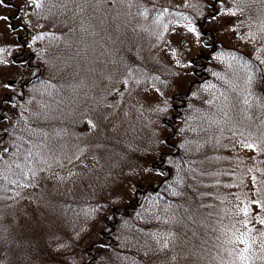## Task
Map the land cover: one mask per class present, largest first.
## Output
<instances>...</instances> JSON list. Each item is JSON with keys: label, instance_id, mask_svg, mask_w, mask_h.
Instances as JSON below:
<instances>
[{"label": "rangeland", "instance_id": "374dc122", "mask_svg": "<svg viewBox=\"0 0 264 264\" xmlns=\"http://www.w3.org/2000/svg\"><path fill=\"white\" fill-rule=\"evenodd\" d=\"M37 3V0H4L0 4L3 47L0 113L5 115L0 123L15 132L22 128L20 117L40 108L32 106L29 98L41 89L24 87L22 92L17 88L15 103H5L4 94L7 97L13 89L11 79L25 68V64L14 63L9 55L18 50L12 43L24 31L22 25L16 29L12 25L22 22L28 29L32 27V34L21 39L27 40V51H40V35L33 34L37 25L31 12ZM89 3L92 31L80 39L85 47L69 59L62 88L51 81L53 85L48 83L47 87L52 88L51 97L59 93L80 111L76 118L69 119L74 125L67 121L64 126L47 130L50 139L35 147V156L40 159L37 163L33 161L34 169L27 168L31 150H26L14 159L15 165L4 172L1 180L4 191L0 186V241H8L5 245L14 257L12 264H44L33 255L31 262L22 256L35 247L36 241L37 245L45 241L41 248L48 246L53 250L54 245L64 243L63 235L85 227L86 220L80 219L75 224L69 221L67 216L72 209L65 204L66 200L71 199L68 203L74 208L80 207L75 204L76 199L83 201L87 212L91 208L108 212L110 206L121 209L128 204L138 185L158 183L161 173L153 162L160 152L170 155L183 144V139L189 142L199 137L185 129L187 121L195 128L200 121L198 129L208 126L204 137L209 139L211 178H225L224 185H218L220 193L207 198L206 209L199 200L188 212L193 220L197 212H221L228 226L225 232L224 229L220 232L215 230L219 227L205 222L207 230L202 234L207 247L199 249L195 229L183 223L177 212L176 226L185 233L181 258L200 264H242L243 248L252 246L249 261L263 264L264 252L260 248L264 246V120L259 117L258 103L252 95L229 91L225 85L231 83L230 76L221 70L224 79L220 78V84L212 88L209 84L213 81L206 84V88L214 89L209 94L192 86L189 102L185 108L179 106L176 116L179 132L173 140L168 138L171 128L164 125L162 118L174 115L172 107L178 101L172 99V94L185 91L193 80L190 60L199 53H209L208 68L214 73L219 71L217 66L222 60L226 69L239 72L244 69L241 63L247 64L253 58L259 64L264 83V0H89ZM14 14L13 21L7 18ZM205 15L209 17L199 28L197 21ZM205 28L209 32L203 34ZM204 37L212 46L203 44ZM131 50L138 51L142 58ZM230 61H234L233 65ZM232 79L238 81V75L233 74ZM258 98L261 100L259 92ZM56 104L54 107L60 113L62 108ZM42 121L45 126L51 125L47 119ZM14 153L15 149L11 154ZM11 154L4 160L3 171L13 159ZM212 183L207 181L209 188ZM87 187H95L94 192ZM7 194L11 197L5 198ZM92 194L97 200L86 201ZM105 197H109V208L103 201ZM133 220L136 219L132 217L126 223L122 220L119 232L115 228L117 247L123 249L120 239L128 236ZM191 231L194 232L190 241ZM213 231L223 234L227 243L216 245ZM112 258H107L108 264H116Z\"/></svg>", "mask_w": 264, "mask_h": 264}, {"label": "trees", "instance_id": "16d2710c", "mask_svg": "<svg viewBox=\"0 0 264 264\" xmlns=\"http://www.w3.org/2000/svg\"><path fill=\"white\" fill-rule=\"evenodd\" d=\"M37 1L38 3L31 9V12L32 20L37 25L33 34L40 35L41 49L36 52L27 51V41H25V38L24 40L21 38L30 36L32 27L28 29L22 22H17V24L13 22L12 29L18 28L20 24L24 31L21 37H17L16 42L12 43L14 46H18V50L14 53L9 52V55L11 54V60L14 63L25 64V68L19 71L17 78L11 79L10 83L14 84L11 85L13 89L7 94V97L5 94L3 97L6 104L12 105L15 103L14 99L16 98H13V96L16 94L17 88L24 92V87L28 90L32 86H37L41 90L35 96L31 93L33 98H29L31 94L27 98H29L32 106L37 105L40 108L34 113L29 111L23 117H20L22 128H19V131H11L2 122L0 123V186H2L3 191L1 180L4 178V172L15 165L16 161L14 159H18L21 155L20 152L31 150L29 163L31 164L32 161L38 162L40 158H36L34 150L37 144H40L37 146L38 148L50 139L48 138L50 131L47 132V130H51L52 127L58 125L64 126L67 121L70 122L69 119L72 120V116L76 118V115L80 112L73 108V103L65 102L59 93V95L56 94L51 97L52 88L48 90L47 87L48 83L50 86L53 85L51 82H58L57 86L60 85L59 88H62L61 82L65 77V68L69 59L78 50L81 51L85 47L80 39L86 37L92 31L89 22V0ZM6 3L10 2L6 1ZM18 11L16 9V12ZM15 16V14L12 16L7 15V18L13 21ZM79 43L82 44L81 48H79ZM1 46L2 44L0 49H3ZM213 46L215 45L213 44ZM131 51L140 56L138 51ZM205 53L204 55L199 54L191 60L193 80L190 81L187 89L172 94V99L181 102L180 105L172 107L174 115L169 119L162 118L164 125L171 128V134L168 138L172 140L177 137L179 132L176 127L179 106L182 105L181 107L185 108L189 102V92L192 90V86L195 85L202 93L209 94L211 89L206 88V84L213 81L209 84L210 88L218 83L220 84V78L224 79L221 70H225L229 74L232 83H227L225 87L229 91L244 93L246 96L252 95L258 103L259 117L264 120V83L260 79L259 64L253 58H249L250 62L247 64L241 63L244 65V69H239L238 72V70L226 69L227 65L223 64L224 61L222 60L223 63L217 66L219 71L214 73L208 68L209 53ZM140 58L142 57L140 56ZM230 62L233 65L234 61ZM37 67H40V70H37ZM46 74H50V77ZM233 74L236 77L238 75V81L232 79ZM64 91L65 89L62 90V92ZM211 91H214V89ZM258 92L261 93V100L258 98ZM18 97L20 100L23 99L21 96ZM55 103H57L58 108H62L60 113L54 107ZM2 117H5V115L0 113V118ZM80 118L82 117L80 116ZM42 119H47L51 125L45 126ZM70 124L74 125L72 121ZM198 125L200 126V121H197V128L192 125L191 121L190 123L188 121L184 122L185 129L189 130L191 135L199 136L198 139L189 142H185L183 139V144L180 147L177 146L174 153L169 155V152H160L153 162L157 171L161 173V179L158 183L138 185L128 204L121 209L111 206L109 208V197H105L103 201L110 210L108 212H99L96 208H91L87 212V206L83 201L76 199L75 204L80 205V207L74 208L73 204L68 203L71 199L66 200L65 204L72 209V213L67 216L69 221L75 224L80 219L86 220L85 227L76 229L75 234L63 235L61 240L64 243L61 246L54 245L53 250L49 249L48 246L41 248L46 244L45 241L41 245H37L38 241H36L35 247L24 252L22 258L24 257L26 261L31 262L33 258L31 256L33 255L41 259L38 262L44 261V264H59V262L67 264H108L107 258H112L114 254L115 258H112V263L115 262L116 264H200L194 260L181 258L180 247L185 242V233H183L182 228L176 226L177 212H180L179 217L183 220V223L195 229V232H190L189 239L191 241L194 232L199 249L207 247L205 235L202 234L207 230L205 222L214 228L219 227L215 230L220 232L222 229L225 232L228 224L226 216L221 212H197L194 220L188 212V209L194 203H198L199 200H201V206L206 209L207 198H210L212 194L220 193V187L224 185L225 181V178H211L213 164L209 161L210 149L207 147L209 139L207 140L208 137H204V130L208 126H201L198 129ZM165 144L167 146V138ZM14 149L15 153L11 154ZM9 152L13 159L8 161L6 169L3 171V164L6 162L4 160L7 159ZM166 156L170 157L167 159ZM27 168L30 169L31 166H27ZM28 176H30V172H28ZM211 179L214 181L213 183ZM208 180L211 181L212 188H209ZM87 188L91 193L94 192L95 187ZM7 197L10 198V194L5 196V198ZM94 200L97 199L93 194L86 199L90 202ZM90 212H92L91 215H89ZM10 215L9 213L8 217ZM120 216L122 218L119 223L118 218ZM132 217L136 220L139 217L140 221L133 220L134 225L128 228V236L125 239H120L122 242L120 244L123 246V249H121L116 245L115 228L119 232L122 229L123 222H131ZM97 218L99 219L96 221ZM208 218L210 219L208 220ZM66 224L69 228L72 227V224ZM76 226L78 228L80 224ZM213 236L216 245L220 243L225 245L228 241L223 234L221 235L217 231H213ZM7 243V240L0 241V260H2L0 264H12L14 262V257L9 253L8 246H6ZM137 247H140L141 250L139 251ZM251 248L252 246L243 248L245 251L241 261L242 264H251L249 261ZM260 249L264 252V246ZM40 252L45 254L42 256Z\"/></svg>", "mask_w": 264, "mask_h": 264}, {"label": "snow or ice", "instance_id": "6c2138e0", "mask_svg": "<svg viewBox=\"0 0 264 264\" xmlns=\"http://www.w3.org/2000/svg\"><path fill=\"white\" fill-rule=\"evenodd\" d=\"M4 2V0H0V4H2ZM33 2H35V0H33ZM189 31H195V29H189Z\"/></svg>", "mask_w": 264, "mask_h": 264}]
</instances>
